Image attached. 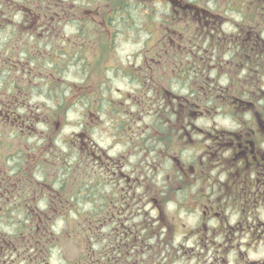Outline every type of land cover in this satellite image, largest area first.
I'll use <instances>...</instances> for the list:
<instances>
[{
  "label": "flooded vegetation",
  "instance_id": "1",
  "mask_svg": "<svg viewBox=\"0 0 264 264\" xmlns=\"http://www.w3.org/2000/svg\"><path fill=\"white\" fill-rule=\"evenodd\" d=\"M139 1L165 7L139 9L154 38L127 51L111 0H0V264L65 245L82 252L61 264H264V0ZM66 64L81 117L63 152L80 166L57 180L66 137L33 101L64 93Z\"/></svg>",
  "mask_w": 264,
  "mask_h": 264
},
{
  "label": "rangeland",
  "instance_id": "2",
  "mask_svg": "<svg viewBox=\"0 0 264 264\" xmlns=\"http://www.w3.org/2000/svg\"><path fill=\"white\" fill-rule=\"evenodd\" d=\"M63 1L62 3L65 4L66 9H73L74 7L79 4V0H61ZM86 2H90L91 0H85ZM26 5L32 7L29 3L32 2V0H25ZM91 2H94L92 0ZM42 4V3H41ZM25 5V4H24ZM80 5V4H79ZM115 0H111V7H112V17H113V23L117 26L124 25L125 29L126 26L129 29V31L124 32L125 37L123 38L124 41L122 42V46L124 49L127 51H131L132 47L137 45L136 41L137 40H144V39H153V33L151 28L148 26L142 27V22H141V17H142V11L139 9H144L146 7H151V8H164V5L156 4V3H151L144 5L142 4L139 0H122L119 4V7H115ZM91 5L89 6V9ZM84 9H88V7H85ZM138 9V11H136ZM117 10L119 13H117ZM73 19V17H70ZM83 23H89L88 21H82ZM243 23H251V22H246L245 19L242 21ZM68 23L72 24V22L68 21ZM74 23V22H73ZM116 26V28H117ZM119 30L122 28H118ZM127 30V29H126ZM72 27L67 26L65 28L66 34L73 33ZM119 33L120 32H115ZM122 33L121 35H123ZM120 40V39H119ZM135 41V42H134ZM121 42V41H120ZM62 78L67 82L66 83V88L64 93H60L58 91L57 95H51L49 96L48 103L45 101H41L44 97L47 99L48 95L45 96H39V95H34V104H47L48 106L45 108H49V114L53 115L51 119H53L55 122L59 121V127H60V133L64 137H66L65 141H59L55 137L52 138L51 143H50V151H49V162H48V169L50 170V173L55 175V178L57 180H60L64 176V172L67 168H76L79 167L80 165L78 164V159L75 158L74 156L68 157L65 156L63 152V147L66 146V143L68 144L70 142V137L71 134L77 131L78 127V121L80 120L81 117V112L79 111L78 106H73V105H78L72 104L74 102V91H71L72 88V83L75 82L74 74H73V68L71 65L66 64V72L65 74H61ZM58 81V80H57ZM261 83L263 84L264 87V79L261 80ZM86 98H90L89 95H85ZM116 97V96H115ZM55 103H61L59 107L55 105ZM70 105V107L68 106ZM47 113V112H45ZM91 112L87 111L85 113L84 121L90 122L91 120ZM45 115V114H44ZM38 116H42V112H38ZM54 123H52V126ZM87 168L90 167L89 161L86 163ZM84 164H82L81 168L84 169L86 168ZM146 181H149L150 184L152 185H157L161 184L163 182V178L160 174H152L151 171L146 170ZM89 183H87L88 186ZM56 185V184H55ZM87 204H83L81 206L82 209V218L80 220L76 218H71V225H77L83 227L82 231L89 230L92 225V222L94 219H96L94 216L95 210L94 208L90 207V201H87ZM86 203V202H85ZM171 209V207H170ZM147 210V209H146ZM72 219H74L72 221ZM84 235V234H82ZM83 241V240H82ZM82 248L84 247H89L88 248V253L90 249L94 250L95 247L101 248L104 247L103 245L98 246L96 243V240L92 239H87L82 242ZM51 259H50V264H61L62 262L60 261V256L64 252L66 254V258H71L69 255H76L82 252V250H78L76 247L71 246V245H65V248L63 246V249L61 246H54L52 247L51 251ZM97 253V252H96Z\"/></svg>",
  "mask_w": 264,
  "mask_h": 264
},
{
  "label": "trees",
  "instance_id": "3",
  "mask_svg": "<svg viewBox=\"0 0 264 264\" xmlns=\"http://www.w3.org/2000/svg\"><path fill=\"white\" fill-rule=\"evenodd\" d=\"M91 1H92V0H91ZM91 1H90L89 3L87 2V5H90ZM121 1H122V0H115V5H116L115 7L118 6V7H119L118 9H120V10H121V8H120L119 4H120ZM84 2H85V1H84ZM117 13H119L118 10H117ZM146 183L150 184L149 181H146ZM82 240L84 241V240H86V239H82ZM83 241H82V242H83ZM96 241H97V244H98L99 246L102 245V243H104V240H102V239H97ZM82 244H83V243H82Z\"/></svg>",
  "mask_w": 264,
  "mask_h": 264
}]
</instances>
